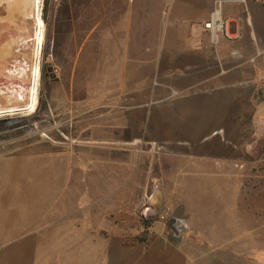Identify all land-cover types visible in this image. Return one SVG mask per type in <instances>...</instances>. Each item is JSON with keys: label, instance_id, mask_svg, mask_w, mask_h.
I'll list each match as a JSON object with an SVG mask.
<instances>
[{"label": "rangeland", "instance_id": "obj_1", "mask_svg": "<svg viewBox=\"0 0 264 264\" xmlns=\"http://www.w3.org/2000/svg\"><path fill=\"white\" fill-rule=\"evenodd\" d=\"M40 1L44 26L35 110L0 117V138L14 136L0 142V257L31 245L37 263L58 264L59 255L75 254L65 249L78 251L84 261L98 258L107 243L133 247L160 238L158 245L187 247L196 261L215 254L264 264V85L233 94L240 106L217 123L206 109L187 108L191 114L185 117L186 106L214 98L201 86L181 89L184 77L196 73L191 68L178 66L175 87L168 75L157 76V68L154 75L151 67L143 75L132 68L143 33L149 32L144 46L156 63L176 53L170 24L179 30L192 22L190 31L209 36L201 31L204 1ZM236 4L214 3L213 9ZM105 5L118 9L113 17L125 19L127 9L132 19L125 74L113 75L115 69H105L103 60L99 68L90 57L96 49L88 40L91 24L104 15ZM28 30L31 42L12 49L9 69L20 68L14 59L26 67L36 62L35 27ZM160 84L169 85L171 106L149 107L148 96ZM155 111L172 117L156 122ZM157 192L164 213L145 220L142 213ZM199 263L213 264L208 258Z\"/></svg>", "mask_w": 264, "mask_h": 264}, {"label": "crops", "instance_id": "obj_2", "mask_svg": "<svg viewBox=\"0 0 264 264\" xmlns=\"http://www.w3.org/2000/svg\"><path fill=\"white\" fill-rule=\"evenodd\" d=\"M201 1H204L205 4L203 20L201 22L202 31L203 25L208 22L211 13L214 11V3L218 0ZM115 8L105 5L103 10L104 15L91 24V30L88 35L89 42L96 45L95 51H93L94 49L91 50V59L93 60L95 57V61H99V68L102 67L100 61L103 60L105 69L112 67L116 70L112 72L113 75L126 73L124 70L128 67L129 63V54L127 52H129L130 45L126 36L129 38L132 26V19L130 20V17L127 16L129 15L127 9H125V19H118L115 16L113 17V14L118 12V9ZM0 13V41L5 44L7 51L5 62L7 68H9L11 66L12 57L10 56L12 49H21L22 46L31 42L28 27L32 26L33 22L31 18L23 19L17 17V19H20L19 26L17 27V19H14L13 28H9L1 20L6 15L4 6H0ZM219 14L220 18L224 20L231 18L227 26L231 40L220 38L218 44L214 45L209 36H201L199 30L195 33L189 30V26L192 27L193 25L192 22L189 26L179 30L175 24L173 26L170 24L168 39L170 43L176 44V53H173L174 55L172 56L170 53L167 56L158 57L159 63L158 59H156V63L153 60L154 58H151L149 48L146 51V47L144 46V41L150 36L149 32H146L147 35L141 33L142 35H139L138 39H136L138 42L142 41V44L140 43V51L137 53L138 60L132 67L133 69L140 70L135 73L141 75H143L141 70H144L146 66L152 68L151 73L153 75L157 68V76H160L161 73L168 75V83L171 85L172 81L174 87L176 84L175 71L177 72L181 67L185 69L191 68L196 73L190 76L187 74L184 77L182 83L184 87L181 89L187 90V85L191 87L201 86L203 87L202 91L206 92L208 97L212 96L214 98L207 101L193 102L194 105L186 106L185 117L191 114V111H188L187 108L206 109L208 111L206 115L212 116L213 121L217 123L226 122L225 120L232 116L233 109L240 106V101L234 99L233 94L250 90L251 87H255V85L260 83L264 85V7L248 1L246 5L222 6ZM181 39H184V51L181 49ZM159 42L160 39L158 40V44ZM151 43L152 41L150 40L148 44L150 45ZM97 44H100L99 47H97ZM177 46L181 49L179 52H177ZM159 51H161V47H159ZM122 52L124 54L121 56ZM121 59L125 64L121 62ZM13 61L21 67L22 61H17V59ZM109 61H112L111 65ZM119 70H122V72ZM169 85L160 84L154 92L151 90L148 96L149 107L155 103L169 105L168 101L171 100L168 98L170 91H167ZM3 90V88H0V108H4L7 105L2 96ZM18 103L21 102L15 103L14 106ZM145 106L143 103L140 108H144ZM164 116L160 115V111H155L152 115L153 119L159 123L166 122L172 117ZM125 123H129L127 118H125ZM122 124L121 127L123 128ZM159 240L160 238L148 245L138 244L133 247L107 243L98 258L96 255V259H83L84 261L78 260L82 257L78 251L65 249L63 250L64 252L75 254L63 256V258L59 255L58 264H101L102 261L103 264H119L120 261L124 260L126 261L125 264H192V261L194 264H200L199 261L205 258H208L213 264H240L238 259L237 261L232 259L222 260L218 259V255L216 258L215 254L202 255L196 261L188 255L189 251L187 247L182 248L172 244L170 241L158 245L161 242ZM87 245L84 251L87 250ZM228 248H232L230 250L231 253L234 252L233 246L229 245ZM28 253L30 254V258L28 257ZM165 253L169 254L165 255ZM231 255L233 256V254ZM0 264H43V261L39 260L37 263L34 257L31 256V245L28 248L26 245L20 248L16 247L12 251L5 253L0 257Z\"/></svg>", "mask_w": 264, "mask_h": 264}, {"label": "bare ground", "instance_id": "obj_3", "mask_svg": "<svg viewBox=\"0 0 264 264\" xmlns=\"http://www.w3.org/2000/svg\"><path fill=\"white\" fill-rule=\"evenodd\" d=\"M40 0H0V6H4L6 15L1 19L3 24L13 28L14 19L17 17L31 20L35 23V40L33 57L36 60L30 67L21 65L18 69H9L6 66L5 57L7 51L5 44L0 41V88H3L2 96L6 107L0 108V117L15 112H34L37 98V85L40 77L39 56L43 41L44 23L40 17ZM27 98L28 102L16 107L17 102ZM25 102V101H24ZM3 105V104H2ZM18 105V104H17Z\"/></svg>", "mask_w": 264, "mask_h": 264}, {"label": "built area", "instance_id": "obj_4", "mask_svg": "<svg viewBox=\"0 0 264 264\" xmlns=\"http://www.w3.org/2000/svg\"><path fill=\"white\" fill-rule=\"evenodd\" d=\"M248 1H252L264 7V0H231V1H223V2H235L238 4L246 5ZM222 1H216V7H219L223 3ZM231 21V18L222 19L220 18L219 10H214L208 22L203 25L202 32L204 34H208L211 42L216 45L220 38H225L231 40L230 35L228 34V22Z\"/></svg>", "mask_w": 264, "mask_h": 264}, {"label": "water", "instance_id": "obj_5", "mask_svg": "<svg viewBox=\"0 0 264 264\" xmlns=\"http://www.w3.org/2000/svg\"><path fill=\"white\" fill-rule=\"evenodd\" d=\"M47 72L50 74V79L55 78L52 67H48ZM150 203H151V206L144 209L142 215L145 220L154 221V220H157L164 213V210H165L162 193L157 192L152 197Z\"/></svg>", "mask_w": 264, "mask_h": 264}, {"label": "trees", "instance_id": "obj_6", "mask_svg": "<svg viewBox=\"0 0 264 264\" xmlns=\"http://www.w3.org/2000/svg\"><path fill=\"white\" fill-rule=\"evenodd\" d=\"M65 8H66V10L64 12L67 14L69 11L68 5H65ZM12 138H14V136L2 137V138H0V142L7 141V140H10Z\"/></svg>", "mask_w": 264, "mask_h": 264}, {"label": "flooded vegetation", "instance_id": "obj_7", "mask_svg": "<svg viewBox=\"0 0 264 264\" xmlns=\"http://www.w3.org/2000/svg\"><path fill=\"white\" fill-rule=\"evenodd\" d=\"M19 18V17H18ZM17 19V18H16ZM16 22H17V27L19 26V22H20V19H17L16 20ZM33 22V21H32ZM33 26L35 27V23L33 22ZM35 35H36V33H35ZM35 35H34V38H35ZM35 40V39H34ZM34 42V41H33ZM10 57H12L13 58V55L11 54V56ZM33 59H34V57H33ZM35 60V59H34ZM35 63V62H34ZM33 64V63H32Z\"/></svg>", "mask_w": 264, "mask_h": 264}]
</instances>
